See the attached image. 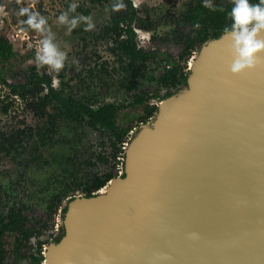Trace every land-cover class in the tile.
Listing matches in <instances>:
<instances>
[{
    "label": "water",
    "instance_id": "obj_1",
    "mask_svg": "<svg viewBox=\"0 0 264 264\" xmlns=\"http://www.w3.org/2000/svg\"><path fill=\"white\" fill-rule=\"evenodd\" d=\"M230 43L204 42L120 175L68 203L46 264H264V64L232 75Z\"/></svg>",
    "mask_w": 264,
    "mask_h": 264
},
{
    "label": "rangeland",
    "instance_id": "obj_2",
    "mask_svg": "<svg viewBox=\"0 0 264 264\" xmlns=\"http://www.w3.org/2000/svg\"><path fill=\"white\" fill-rule=\"evenodd\" d=\"M131 1L143 20L142 24L134 23V37L126 25L118 27L119 36L103 34V28L110 21L109 13L91 0H0V37L7 40L14 53L10 61L4 62L8 83L26 84L32 74L47 75L63 96L81 99L94 107L115 101L124 105L135 97L149 98L150 102L158 104L163 97L156 96L165 93L158 90V79L169 66L163 59L137 51L163 52L179 60L189 39L179 41L178 33L197 38L200 32L199 42L194 43L193 51L186 57L187 61L194 60L204 43L202 39L210 38L212 32L221 31L230 23L226 19L230 10L212 12L203 7V0ZM222 1L226 2L212 0V3L223 9ZM73 2L90 12L85 15L76 9L70 17L91 16L93 30L84 31L85 25L81 23L68 33L66 26L57 25L56 18ZM198 4H201L200 13L195 14L193 11ZM22 7L38 11L47 18L55 33V42L67 53L65 68L59 74L35 66L36 46L41 37L22 30L21 22L26 19L19 14ZM192 16L195 19L191 21ZM197 23L201 25L198 29L194 28ZM100 33L103 37L98 38ZM11 90L0 84V104L12 102L7 113L0 109V132L8 135L21 130L24 133L16 150L0 151V199L9 191L15 203L27 207L26 215L30 220L42 221L51 214L53 197L60 191L71 192L74 182L86 175L85 166L89 169L96 164L94 157L101 142L107 145L108 141L82 120L62 116L55 101L44 108L43 115H37L28 107L31 96L23 99ZM136 109L141 110L124 109L121 119L127 113H135ZM136 120L132 122L134 125ZM3 208L7 207L0 203V212Z\"/></svg>",
    "mask_w": 264,
    "mask_h": 264
},
{
    "label": "flooded vegetation",
    "instance_id": "obj_3",
    "mask_svg": "<svg viewBox=\"0 0 264 264\" xmlns=\"http://www.w3.org/2000/svg\"><path fill=\"white\" fill-rule=\"evenodd\" d=\"M208 39L209 37L203 38L202 41L206 42ZM193 49L194 45L193 48L189 49V53H182L180 56L181 60L180 58L176 60L170 55H165L168 56L169 60H174L176 63L182 65L183 71L187 73L189 70L188 65L192 62L193 58L187 61L186 57L191 54ZM155 57L163 59L160 55H156ZM167 64L169 67H167L166 72L164 71L165 73L158 79V90H165L162 96H160V93L156 96L159 99L168 96L179 85L177 84L171 87L161 81V77L169 73L172 69V63L167 62ZM138 99L143 100V102L132 105ZM105 104H114L118 109L114 129L106 128L98 121L90 123L89 117L85 114L83 122L91 129L97 131L102 137H106L108 143L106 145L105 142H101V146L94 157L96 164H94L93 168L89 169L85 166L84 173L86 175L77 179V182H74L73 185L70 184L72 185L70 187V189L72 188L71 192L60 191V194L53 197L54 205H51L50 216H46L45 220L42 221L30 220L28 215H26L27 207L24 204H19V202L15 203L9 191H5L7 193L3 194L4 197L0 199V203L7 208H3L0 212V264H46L50 248L57 244L64 235L63 221L68 203L76 198L97 195L111 179L120 175L124 164L126 143L137 127L143 123L139 117L145 113V104L157 106L156 103L150 102L149 98L145 100L142 97H135L132 102L124 105L117 101L107 102ZM90 106L94 109L99 107ZM128 107L141 108V110L136 109L135 113H127L121 119L124 109ZM61 115L66 117L63 113ZM134 120H136L135 125L132 123ZM120 129L125 131L121 133ZM105 182L106 184H104ZM55 216L57 217L55 218Z\"/></svg>",
    "mask_w": 264,
    "mask_h": 264
},
{
    "label": "trees",
    "instance_id": "obj_4",
    "mask_svg": "<svg viewBox=\"0 0 264 264\" xmlns=\"http://www.w3.org/2000/svg\"><path fill=\"white\" fill-rule=\"evenodd\" d=\"M93 4L99 5L103 9H107L106 11L109 13V24L103 28V34L110 35L112 33L119 36L118 27L120 25H126L130 30L131 35L134 37V23L139 21L141 24L143 22L142 18L138 17L137 9L133 7L131 0H123V3L127 6L125 9H122L118 12L111 11V5L116 3V0H91ZM226 2L223 3V10H231V3L230 0H225ZM255 4L258 0H250ZM200 5L198 4L197 7L194 9L193 13H200ZM32 10V9H31ZM77 10L81 11V13L87 15L89 14L90 10H85L82 7H78ZM27 18V17H26ZM195 19L194 16L191 17V21ZM195 22V21H193ZM140 24V25H141ZM195 25V24H194ZM224 29L221 31H214L212 32L211 36H218L223 32ZM184 33L179 32L178 38L179 41H188L186 45L187 49L186 52L189 53V49L193 48L195 42H198L200 37V32L196 34L197 38H190L189 35H184ZM103 37L102 34H98V38ZM184 39V40H183ZM142 55H147L150 57H155L156 55H160L166 60L168 63H172V69L169 73H166L163 77H161V81L165 85H169L171 87L176 86L177 84H182L186 81L187 73L183 71L182 65L176 63L174 60H169L168 56L162 52H139ZM14 56V53L10 46H8L7 40L0 37V84L7 85L11 87V91L14 94H19L23 99L28 98L31 96V101L28 103V107L31 108L37 115L44 114V108L49 105L52 101H55L58 104V107L67 118L75 119L77 121L84 120V114L87 115L90 119V123L98 121L102 123V126L110 129H114V122L117 112V107L114 104H105L101 105L98 108L94 109L86 102L81 99H75L73 97L63 96L61 92L55 89L52 84L51 80L47 75L38 76L37 74H32L30 76V81L26 84H12L8 83L7 81V73L5 71L4 62L10 61L11 57ZM138 77V75H137ZM178 86H176L177 88ZM47 90V92L43 95H40ZM174 90V89H173ZM172 90V92H173ZM172 92L169 94L171 95ZM40 95V96H39ZM168 95V96H169ZM167 97V96H166ZM139 100V99H138ZM135 101L132 105L140 104L143 100ZM12 105V102L9 104H0V109L3 113H7L9 107ZM156 106H150L145 104V113L144 115L140 116L139 119L145 123L147 122L150 117L156 111ZM125 130L120 129V132H124ZM24 131L17 130L11 134H5L0 132V151H5L6 153H11L12 151L16 150L17 147L22 143V136ZM106 184V182L104 183Z\"/></svg>",
    "mask_w": 264,
    "mask_h": 264
},
{
    "label": "clouds",
    "instance_id": "obj_5",
    "mask_svg": "<svg viewBox=\"0 0 264 264\" xmlns=\"http://www.w3.org/2000/svg\"><path fill=\"white\" fill-rule=\"evenodd\" d=\"M230 3L232 7L226 16L230 23L224 28L223 35L231 41L227 45L232 57L229 71L232 75H240L264 64V0H259L256 4L250 0H230ZM78 7V3L73 2L68 5L67 11L61 12L56 18L57 25L66 26L68 33L81 23L85 25L86 32L95 27L91 16L78 14L70 17ZM126 7L123 0H116V3L111 5V11L118 12ZM203 7L212 12L223 11L222 8L218 9L212 0H203ZM19 14L27 17L21 22L22 30L35 32L41 37L36 46L35 66L37 69L46 67L48 71L59 74L64 70L68 57L55 42V33L48 25L47 18L28 7H22ZM200 27L199 23L194 25L196 29Z\"/></svg>",
    "mask_w": 264,
    "mask_h": 264
},
{
    "label": "built area",
    "instance_id": "obj_6",
    "mask_svg": "<svg viewBox=\"0 0 264 264\" xmlns=\"http://www.w3.org/2000/svg\"><path fill=\"white\" fill-rule=\"evenodd\" d=\"M25 35H27V33H25ZM33 40V39H32ZM35 47L33 48V51H34Z\"/></svg>",
    "mask_w": 264,
    "mask_h": 264
},
{
    "label": "bare ground",
    "instance_id": "obj_7",
    "mask_svg": "<svg viewBox=\"0 0 264 264\" xmlns=\"http://www.w3.org/2000/svg\"><path fill=\"white\" fill-rule=\"evenodd\" d=\"M192 61H193V60H192ZM190 64H191V63H190ZM104 190H105V189L103 188V190H102V191H104ZM102 191H101V192H102Z\"/></svg>",
    "mask_w": 264,
    "mask_h": 264
}]
</instances>
